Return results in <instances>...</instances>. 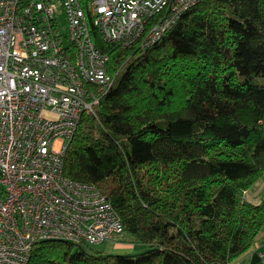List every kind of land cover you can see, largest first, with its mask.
Here are the masks:
<instances>
[{"label": "trees", "instance_id": "trees-1", "mask_svg": "<svg viewBox=\"0 0 264 264\" xmlns=\"http://www.w3.org/2000/svg\"><path fill=\"white\" fill-rule=\"evenodd\" d=\"M94 42L112 84L62 173L94 185L147 248L42 241L27 264H237L264 225V193L245 198L264 177V0H200L145 49Z\"/></svg>", "mask_w": 264, "mask_h": 264}, {"label": "built area", "instance_id": "built-area-1", "mask_svg": "<svg viewBox=\"0 0 264 264\" xmlns=\"http://www.w3.org/2000/svg\"><path fill=\"white\" fill-rule=\"evenodd\" d=\"M199 1L0 0V264H27L42 241H126L99 190L62 173L81 116L112 84L95 37L145 49Z\"/></svg>", "mask_w": 264, "mask_h": 264}, {"label": "rangeland", "instance_id": "rangeland-1", "mask_svg": "<svg viewBox=\"0 0 264 264\" xmlns=\"http://www.w3.org/2000/svg\"><path fill=\"white\" fill-rule=\"evenodd\" d=\"M264 193V177L261 178L255 186H253L251 189L246 191L245 193V198L249 202L255 203L253 199H251V196L253 194L255 195H263ZM146 246L143 244H138L134 243V240H126L124 242H119V243H109V242H104L100 243L94 246L95 250L102 251L104 253H109V254H134L138 252H142L146 250Z\"/></svg>", "mask_w": 264, "mask_h": 264}, {"label": "crops", "instance_id": "crops-1", "mask_svg": "<svg viewBox=\"0 0 264 264\" xmlns=\"http://www.w3.org/2000/svg\"><path fill=\"white\" fill-rule=\"evenodd\" d=\"M251 199L258 203L261 195L253 194ZM237 264H264V225L253 241L251 248L236 260Z\"/></svg>", "mask_w": 264, "mask_h": 264}]
</instances>
